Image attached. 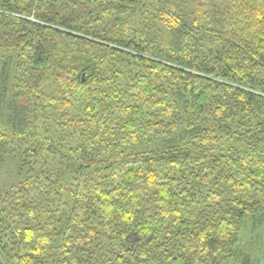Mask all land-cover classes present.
<instances>
[{"label": "trees", "instance_id": "obj_1", "mask_svg": "<svg viewBox=\"0 0 264 264\" xmlns=\"http://www.w3.org/2000/svg\"><path fill=\"white\" fill-rule=\"evenodd\" d=\"M5 157L0 264H255L264 0H0Z\"/></svg>", "mask_w": 264, "mask_h": 264}, {"label": "rangeland", "instance_id": "obj_2", "mask_svg": "<svg viewBox=\"0 0 264 264\" xmlns=\"http://www.w3.org/2000/svg\"><path fill=\"white\" fill-rule=\"evenodd\" d=\"M17 180H20L18 161L9 157L0 160V196L4 193V190L11 184L17 182ZM251 224L247 225L245 231L241 234L238 248H247L255 264H264V224L260 227L259 231L255 233L251 230ZM251 240L252 244H249ZM169 264L184 263L175 260L170 261Z\"/></svg>", "mask_w": 264, "mask_h": 264}]
</instances>
